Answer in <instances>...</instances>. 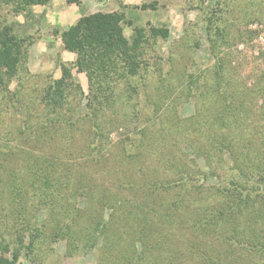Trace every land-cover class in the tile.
Segmentation results:
<instances>
[{
  "label": "rangeland",
  "instance_id": "rangeland-1",
  "mask_svg": "<svg viewBox=\"0 0 264 264\" xmlns=\"http://www.w3.org/2000/svg\"><path fill=\"white\" fill-rule=\"evenodd\" d=\"M15 7L0 3V32L8 27L19 50L15 72L0 70V238L9 243L3 256L11 260L18 249L15 264H98L100 245L68 251L66 238L50 234L71 204L64 194L53 214L37 204L29 180L36 175L38 184L48 166L85 182L92 212L101 192L114 195L119 201L104 209L106 219L143 208L139 214L169 233L155 263L169 256L172 264H264V0H50ZM98 11H122L129 21L124 35L131 39L142 28L147 38L144 85L131 78L117 84L120 93L126 89L121 98L92 103L102 111L99 127L86 97L89 80L61 39L79 17ZM151 27L166 28L168 36L152 38ZM62 67L70 71V88L58 114L48 113L43 93ZM234 98L245 108L221 117ZM97 143L107 165L89 162ZM15 189L21 202L12 199ZM36 218L47 222L45 231L27 248L26 222ZM103 258L100 264L112 260Z\"/></svg>",
  "mask_w": 264,
  "mask_h": 264
},
{
  "label": "trees",
  "instance_id": "trees-1",
  "mask_svg": "<svg viewBox=\"0 0 264 264\" xmlns=\"http://www.w3.org/2000/svg\"><path fill=\"white\" fill-rule=\"evenodd\" d=\"M49 1L0 0V3H15V8L22 10L25 6L43 5ZM148 6L153 7L152 4H149L141 5L140 8ZM128 22L122 11H98L82 15L61 33L65 49L76 55L74 67L77 71L84 72L89 80L86 97L90 106H92V103L102 106L104 102H112L121 98L120 95L125 94L126 89L120 93L119 90L121 88L117 86L118 83L125 84L131 78H138V87L144 85V67L147 65L145 57L142 56L147 38H145L142 28H134L132 38H127L124 35L123 23ZM9 30L8 27H5L0 32V70L4 69L3 73L6 76L15 72L18 60L17 53H19L17 42H15L16 37L10 35ZM149 31L152 38H166L168 36L166 28L151 27ZM70 77L69 69L62 67L61 77L51 82L44 90L43 99L45 106L48 108L46 110L48 113L57 112L58 114L60 109H62L70 88V82L67 81ZM0 83H3L1 76ZM113 85H116L115 89H113ZM221 85L220 81H218L217 86L220 88ZM129 88L136 91L133 86ZM230 101L224 111L221 108L222 110L219 112L222 115L221 117L225 115L226 110L236 116L240 110L245 108V105L241 102H236L235 98ZM91 111L95 126L99 127L97 121H100L98 119L102 115V111L98 106L94 105L91 107ZM221 142L224 144V139ZM102 148L99 143L92 148L90 163L99 164L102 163L100 161L105 160L103 165L108 164L106 162L107 159H103ZM134 156L135 153L129 154L131 159ZM35 176L31 181L29 180V183L35 189L38 197L37 204H43L44 208H50L53 211L52 214L56 211L53 209L54 206H56L59 198H63V194L70 198V209H63L62 218H59V227L50 233L52 236H63L66 238L68 251H74L78 247H87L89 249L100 245L97 253L98 264L101 263L104 256L112 258L108 264H160L154 261L157 258L156 253L168 243L167 237H169V233L157 227L146 212L139 214L138 212L143 208L137 206L132 209L133 212L129 213L133 214V216H122L121 220L118 219L117 221L114 213L110 212L106 219L104 209L107 207L114 209V206L110 204L111 201L114 204L119 201L115 199L114 195H110L108 191L101 192V197L97 201L98 204H96L97 207L92 212L87 207L90 195L86 194L84 187L86 185L81 178L77 179V181H72L71 176L68 177V174H58L48 166L45 167L44 173L41 175L42 181H38V184L35 183V180L39 179L35 178ZM66 190H69L68 194ZM11 193L12 199L21 202L22 192L15 189ZM82 198L86 199L84 211H81L82 207L80 205ZM140 203L147 204L142 200H140ZM123 204L115 207V210L123 207ZM40 210V208L34 209V211ZM50 216L52 217V215ZM46 223L45 220H39L38 218L32 224L28 221L26 222V232L29 233L27 248L33 245L37 237L41 238L44 234ZM196 226H198V223H196ZM77 228H79L78 231ZM56 230L59 232H56ZM22 242L23 239L20 237V243ZM122 242H124V249H118L120 251L118 253V245ZM194 242L196 241L194 240ZM8 244L3 243L0 238V264H15L16 262L18 249H12L11 260H7L3 256V253L8 251ZM162 262V264H172L169 256L167 260L163 259ZM206 263L217 264L212 260L210 262L204 261V264Z\"/></svg>",
  "mask_w": 264,
  "mask_h": 264
}]
</instances>
